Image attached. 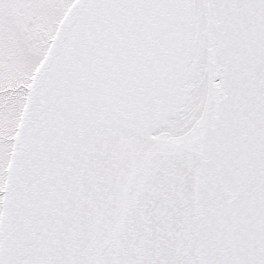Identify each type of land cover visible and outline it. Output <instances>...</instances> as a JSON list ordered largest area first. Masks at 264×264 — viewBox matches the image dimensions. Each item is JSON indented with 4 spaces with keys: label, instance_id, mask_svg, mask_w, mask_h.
Masks as SVG:
<instances>
[{
    "label": "snow or ice",
    "instance_id": "snow-or-ice-1",
    "mask_svg": "<svg viewBox=\"0 0 264 264\" xmlns=\"http://www.w3.org/2000/svg\"><path fill=\"white\" fill-rule=\"evenodd\" d=\"M0 264H264V0H0Z\"/></svg>",
    "mask_w": 264,
    "mask_h": 264
}]
</instances>
